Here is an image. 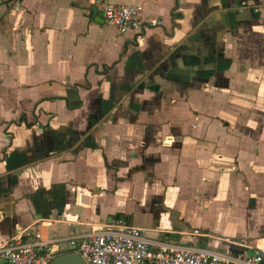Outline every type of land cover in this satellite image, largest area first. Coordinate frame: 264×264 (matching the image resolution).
Returning a JSON list of instances; mask_svg holds the SVG:
<instances>
[{
  "label": "crops",
  "instance_id": "crops-1",
  "mask_svg": "<svg viewBox=\"0 0 264 264\" xmlns=\"http://www.w3.org/2000/svg\"><path fill=\"white\" fill-rule=\"evenodd\" d=\"M103 1L0 0V246L123 217L264 258V0H108L163 20L141 32Z\"/></svg>",
  "mask_w": 264,
  "mask_h": 264
},
{
  "label": "built area",
  "instance_id": "built-area-1",
  "mask_svg": "<svg viewBox=\"0 0 264 264\" xmlns=\"http://www.w3.org/2000/svg\"><path fill=\"white\" fill-rule=\"evenodd\" d=\"M13 2L15 7H20L21 0ZM101 10L104 20L121 32H141L163 24L158 17L144 15V7L140 4L104 0ZM162 144L169 145L170 142L165 139ZM193 232L200 234L199 229ZM69 242L73 251H80L88 264H264L261 251L232 256L229 248L225 252L180 245L157 248L150 242L147 229L129 223L123 217L108 227L74 235ZM54 257L53 244L40 235L29 241L13 236L0 246V264H52Z\"/></svg>",
  "mask_w": 264,
  "mask_h": 264
},
{
  "label": "water",
  "instance_id": "water-1",
  "mask_svg": "<svg viewBox=\"0 0 264 264\" xmlns=\"http://www.w3.org/2000/svg\"><path fill=\"white\" fill-rule=\"evenodd\" d=\"M93 15L96 21L104 23V20L97 15V6L93 7ZM52 264H88L86 258L80 251H72L62 255H55Z\"/></svg>",
  "mask_w": 264,
  "mask_h": 264
},
{
  "label": "rangeland",
  "instance_id": "rangeland-1",
  "mask_svg": "<svg viewBox=\"0 0 264 264\" xmlns=\"http://www.w3.org/2000/svg\"><path fill=\"white\" fill-rule=\"evenodd\" d=\"M221 222H222V225H230V223L234 222V220L233 219H226V220L222 219Z\"/></svg>",
  "mask_w": 264,
  "mask_h": 264
},
{
  "label": "trees",
  "instance_id": "trees-1",
  "mask_svg": "<svg viewBox=\"0 0 264 264\" xmlns=\"http://www.w3.org/2000/svg\"><path fill=\"white\" fill-rule=\"evenodd\" d=\"M121 216H123V215H121Z\"/></svg>",
  "mask_w": 264,
  "mask_h": 264
}]
</instances>
